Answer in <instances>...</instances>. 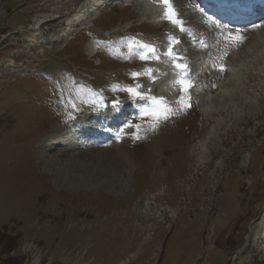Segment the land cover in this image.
I'll use <instances>...</instances> for the list:
<instances>
[{
	"label": "rangeland",
	"instance_id": "374dc122",
	"mask_svg": "<svg viewBox=\"0 0 264 264\" xmlns=\"http://www.w3.org/2000/svg\"><path fill=\"white\" fill-rule=\"evenodd\" d=\"M179 1L173 7L185 26L210 32L191 19L197 0H183L185 8ZM143 2L0 0V233L15 237L14 257L23 264H264V31L225 47L234 58L224 59L229 70L212 84L216 91L192 85L184 94L191 107L154 131L147 118L133 119L143 139L117 140L116 130L136 116L128 110L110 126L106 149L47 143L81 117L107 114L114 100L138 111L143 102L129 105L122 91L134 83L169 101L181 95L173 83L166 96L158 78L130 77L152 66L123 58L133 33L158 47L180 34L162 19V7L152 22ZM78 21L88 29H73ZM220 43L204 42L197 61L191 56V79L218 73ZM93 101L105 109L93 111ZM49 154L70 166L74 185L46 164ZM100 156L103 180L93 182ZM8 259L0 250V264Z\"/></svg>",
	"mask_w": 264,
	"mask_h": 264
},
{
	"label": "snow or ice",
	"instance_id": "6c2138e0",
	"mask_svg": "<svg viewBox=\"0 0 264 264\" xmlns=\"http://www.w3.org/2000/svg\"><path fill=\"white\" fill-rule=\"evenodd\" d=\"M158 4L163 8V16L162 19L170 23L173 28L178 29V31L182 34L189 35V30L185 27L187 23L185 20L181 19L173 7V0H157ZM247 5L244 3V0H216V3L211 5L214 9H231L233 11L238 8L246 7ZM195 10L201 15V22L206 26L212 29L213 38L219 42L223 40L226 45H230L231 47H238L243 41L246 39L244 33L249 30V26L244 27H233L229 28L228 24H221L217 19H214L215 12L209 14L208 9H206L202 4L197 0L195 4ZM264 26V21L259 23H252L250 25L251 28H258ZM168 47L165 52H160L156 47L151 44L140 42L135 40V38L126 41V47L129 50V55L123 57L124 59H129L132 56L139 59L142 62H151L161 60L162 56H166L168 62L174 68V76L172 83L177 86L181 95H178L174 101H169L166 98L160 96H156L152 94L151 89H145L141 91L143 87L139 83H134V86L127 87L122 89V91L126 92L129 99L133 101V103L137 101L143 102V105L138 108L137 115L134 118H129L127 121L119 127L115 136L117 140L121 139L124 135H131L133 140H141L143 136L141 135L142 131L145 129L141 124H134L133 119L136 120H144L149 124V128L147 130L154 131L159 125L171 119L178 112L185 111L187 108L191 107L190 102H185V95L187 90L192 87L191 77L189 75L188 66L186 63L180 62L182 57L174 50V45L179 44L180 40L176 37L169 36L168 38ZM203 46V45H202ZM133 49H136L134 52ZM223 55H227L225 52ZM222 59V57H220ZM220 71H224L223 66L221 65L219 68ZM155 70L152 68H144L143 71L131 72V79L136 82L141 76L146 77L149 81H155L156 77L153 75ZM83 86L77 85V88H81ZM93 96L96 94L92 92L91 89L88 90ZM190 101V97L187 98ZM87 103V101H85ZM70 106L79 111V106L73 104L69 101ZM121 102L117 99L114 100L111 104V111L118 112L120 110ZM176 105L174 107L173 105ZM106 105L102 102L93 101V111L102 112L105 109ZM75 119V116L71 117ZM134 128L135 132L126 133L125 129Z\"/></svg>",
	"mask_w": 264,
	"mask_h": 264
},
{
	"label": "bare ground",
	"instance_id": "6f19581e",
	"mask_svg": "<svg viewBox=\"0 0 264 264\" xmlns=\"http://www.w3.org/2000/svg\"><path fill=\"white\" fill-rule=\"evenodd\" d=\"M154 2H157V0H144L142 6L146 8L147 11V16L149 15L152 16L151 19L153 20V18L155 16H157V8L155 7V5L153 4ZM179 4H181L180 8L183 6L188 7L186 2L179 1ZM113 4L114 1H113ZM248 7H250L251 3H245ZM193 6H195V4L193 3ZM242 8H238V10H241ZM143 16V15H142ZM147 17V19L149 18ZM191 19L192 20H196L198 19L197 22H201V18H199L197 15H191ZM242 27L244 26H249V30L246 31L244 33V35L246 36V39H250L251 41L256 37L257 39V33H262V31H264V26L258 27V28H251L250 25L252 23H259L261 21H264V17H258L256 19H240ZM153 22V21H152ZM37 23V21H36ZM205 26H200L198 28L196 27H187V29L189 30L190 34L189 35H185L182 34L179 37H177L181 42L178 44L179 46H177L174 50L182 57V59L184 60V62L187 64V66H191L192 64H194V60H192L191 56L193 55V58L197 61V55L199 54L197 50V44L196 43H201L202 41H216L213 36H212V31L209 33L205 30L204 28ZM261 33L259 35H261ZM257 34V35H256ZM221 43L220 45L217 44L215 49V52H217V57L219 58V61H221L223 58H234L233 54H230L229 51H227V55H223L226 50H225V46H229L226 45L223 40H220ZM253 42V41H252ZM255 42L258 43V41L255 40ZM248 43V42H247ZM260 43V42H259ZM184 44V45H181ZM247 45V44H246ZM256 45V43H255ZM260 46V45H259ZM258 46V47H259ZM254 45L252 46V49H254ZM202 49V48H201ZM248 51V50H247ZM197 53V54H196ZM222 57V59L220 58ZM166 64L165 68L169 69V62L167 60V62H163ZM223 66L224 71H220L219 68L220 66ZM156 67V66H155ZM163 67V65L161 66ZM217 71L218 73L212 72V73H207L205 75H198L196 77V81L198 83H206V84H213L216 83L218 81L221 80V78L223 76L226 77V68L223 64H218L217 66ZM154 76L158 79H162V82H159L160 84H162V87H159L160 90L158 91L159 93L161 92V94H165L167 95V92H169L171 89L170 87L167 85V80L172 78V74L167 73L165 75V77H163L162 73H158V71L153 72ZM221 86V85H220ZM211 92H214L217 90V87L215 85H212L209 89ZM158 93V94H159ZM228 93V92H227ZM222 94V93H221ZM223 95V94H222ZM228 95V94H227ZM232 96V95H231ZM234 96V95H233ZM223 97L225 96H220L217 97L218 99H223ZM228 97H230L228 95ZM231 98V97H230ZM214 100V99H213ZM229 101V100H228ZM227 103V102H226ZM230 103V102H229ZM134 103H129V105H133ZM225 104V103H224ZM128 105V104H126ZM227 105V104H226ZM232 105V104H231ZM238 105V104H237ZM225 106V105H224ZM223 106V107H224ZM124 105L122 106V108L120 109V111L118 112H112L111 110L108 111L107 114L105 115H99L100 117H98L97 119L95 118H84V119H79L78 121V125H72L70 127H67V132H64L63 134H59L57 133L54 137L48 139L47 143L48 145H54L57 142H60L58 145L60 147H63L66 151H72V152H82L81 150L84 147H88V148H93L92 144H91V138H96L99 135H102V139L104 140V143L109 139V136H107V134L109 133V124L113 123V120L115 118L118 117V113H122V109H124ZM220 108V107H219ZM218 108V109H219ZM232 108V107H231ZM235 108V107H234ZM211 109V108H210ZM212 110V109H211ZM217 111V109H215ZM222 110V109H220ZM238 110V109H235ZM216 111H211L212 112H216ZM230 111V110H227ZM235 112V111H234ZM240 112V111H239ZM242 112V111H241ZM232 113V112H231ZM236 114V112H235ZM239 114V113H238ZM218 115V114H217ZM233 115V114H232ZM240 115V114H239ZM230 117V114L228 115ZM225 117V116H224ZM235 118V116H233ZM232 117V119H234ZM229 121V120H228ZM223 122V121H222ZM104 124H107V126H105ZM221 124V123H220ZM220 124L218 127H220ZM224 125V124H223ZM216 126V125H215ZM231 128V127H230ZM99 130H105V131H99ZM214 130V129H213ZM218 130V129H217ZM232 130V129H231ZM217 132V131H216ZM218 133V132H217ZM219 134V133H218ZM213 135V134H212ZM211 135V136H212ZM210 136V134L208 135ZM221 136V135H220ZM212 138V137H211ZM218 138V137H217ZM201 143V142H200ZM199 143V144H200ZM207 143V142H206ZM206 143L204 145H206ZM209 143V142H208ZM101 144V145H100ZM97 143L95 146L98 148H105V146H103V142L101 143ZM210 144V143H209ZM220 144V143H219ZM202 145V144H201ZM47 146V145H46ZM208 147V144L206 145ZM212 148V147H211ZM102 149V150H103ZM102 150H100L99 152H101ZM201 150V148H200ZM216 150V149H215ZM198 151V150H197ZM203 151V150H202ZM208 151V150H207ZM212 151V150H211ZM210 151V153H211ZM91 152V150H90ZM89 152V153H90ZM93 152V151H92ZM201 152V151H200ZM218 152V151H217ZM77 154V153H76ZM202 154V153H201ZM206 154V153H205ZM200 157V156H199ZM112 158V157H111ZM229 159V158H228ZM105 160L106 157L104 156H100L98 158L99 161V165H100V169L99 173L92 179L93 182H99L103 180V176L104 175V170L103 167L105 168ZM46 164L50 165L52 168L57 170V173L62 175V182L64 183L65 186L70 187L72 185H74V178H69V172H70V166L67 165H61L59 163V161L57 160V156L53 155L51 156L49 154L48 158L45 160ZM89 161V160H88ZM119 161V160H118ZM122 161V160H121ZM123 162V161H122ZM228 162V161H227ZM90 163V162H88ZM85 164V163H84ZM60 168H65L66 172L65 173H60ZM207 169V168H206ZM199 171V170H198ZM56 174V173H55ZM57 178L58 175L56 174ZM62 183V184H63Z\"/></svg>",
	"mask_w": 264,
	"mask_h": 264
},
{
	"label": "flooded vegetation",
	"instance_id": "af4514ba",
	"mask_svg": "<svg viewBox=\"0 0 264 264\" xmlns=\"http://www.w3.org/2000/svg\"><path fill=\"white\" fill-rule=\"evenodd\" d=\"M12 241L11 239L8 238V236H1L0 237V250L1 251H7L8 253H10V247H11V244ZM9 261V264H13L14 263V260L12 258L8 259Z\"/></svg>",
	"mask_w": 264,
	"mask_h": 264
},
{
	"label": "trees",
	"instance_id": "16d2710c",
	"mask_svg": "<svg viewBox=\"0 0 264 264\" xmlns=\"http://www.w3.org/2000/svg\"><path fill=\"white\" fill-rule=\"evenodd\" d=\"M20 260L19 259L15 260V261H17L15 264H20V262H21Z\"/></svg>",
	"mask_w": 264,
	"mask_h": 264
}]
</instances>
